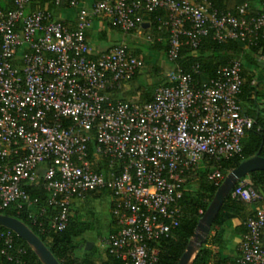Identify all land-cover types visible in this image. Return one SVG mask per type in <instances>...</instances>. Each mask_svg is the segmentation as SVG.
Returning a JSON list of instances; mask_svg holds the SVG:
<instances>
[{"label":"built area","instance_id":"built-area-1","mask_svg":"<svg viewBox=\"0 0 264 264\" xmlns=\"http://www.w3.org/2000/svg\"><path fill=\"white\" fill-rule=\"evenodd\" d=\"M30 2L0 7V210L35 205L26 188L39 183L53 212L43 222L40 207L29 213L30 223L60 231L72 199L104 190L116 227L100 247L122 264H155L153 243L178 224L186 176L203 161L239 154L254 122L237 97L240 60L200 83L195 65L184 70L175 64L148 101L112 100L107 89L121 88L142 61L122 40L93 53L86 31L103 18L124 35L141 34L149 26L144 15L161 10L155 29L167 32L172 61L181 46L193 48L207 34L217 42L255 45L264 37V0L253 14L244 7L237 14L220 11L212 0H54L73 11L72 24ZM206 178L216 186L223 175L213 165ZM230 190L252 210L238 254L222 264H264V185L241 177ZM12 233L0 229V257L4 264H25Z\"/></svg>","mask_w":264,"mask_h":264},{"label":"trees","instance_id":"trees-1","mask_svg":"<svg viewBox=\"0 0 264 264\" xmlns=\"http://www.w3.org/2000/svg\"><path fill=\"white\" fill-rule=\"evenodd\" d=\"M258 1L260 2V0ZM212 2L220 11H229L233 14H237L238 9L241 7H244L247 14H253L261 9V7L257 8L254 3H251V0H212ZM0 7L2 9L8 8L1 4ZM29 7L43 9L51 12L52 15H54L58 9L65 8L63 4L58 6L55 5L54 0H31ZM159 14H163V12L161 10H156L149 14H145L144 18L149 20V26H145L142 31L143 33H148L152 38L151 41H147L148 48L166 57L168 41L167 32L163 29H155L156 22L154 16ZM116 30L119 31L118 29ZM133 31L134 30H131V32ZM244 47L243 44L233 40L217 42L207 34L200 37L198 44L193 48L187 45L181 46L177 57L172 61H168L170 62V67L177 64L184 70H189L191 66L195 65L197 73L194 74V78L200 83L211 78L219 66L226 64L232 59H239L241 65L240 74L242 79H245L241 84L240 92L237 96L239 101L243 94L244 96H247L256 93V87L250 82L252 74L243 67L240 59L243 57ZM246 48L248 49L249 54H247V56L244 55V59L247 63L253 65L256 63L255 56L264 55V37L255 45H250ZM127 49L142 61V58L138 55V53H140L139 49H130L129 47H127ZM139 68L130 79L124 83V85L127 82H133L137 78L139 75ZM165 84L166 78L165 75H163L160 76L156 82L139 84L141 90H127L128 92L124 93V95L133 96L136 93L137 97L135 101H148L153 89L159 85ZM112 89L115 93L122 91L121 88L112 87ZM109 96L112 100H125L121 97H116V95L112 93H110ZM253 119L254 122L252 126L244 131L241 138V150L239 154L219 159L218 161L213 159L203 161L201 164L199 163L197 165L194 171L186 176L184 183L185 189L179 200L180 212L178 224L170 230L166 237L160 238L153 243L157 248V259L155 264H175L183 252L185 245L196 226L198 218L205 210L215 189L218 187V185H213L206 178L207 173L210 172L213 165L217 166L221 174L224 176L227 171L235 167L240 161L255 154L264 156V130L261 128L264 120L260 121L258 117H254ZM88 145L90 148L91 143L89 142ZM203 164L205 166H203ZM104 167V164H100L97 169L104 170ZM245 176L248 177L252 185L257 188H263L264 170L251 171ZM191 180L195 183V187L193 188L188 183ZM235 184L236 182L234 185ZM26 189L31 197H37L35 205H32L31 207L22 206L21 208L9 205L8 207L1 209L0 213L15 217L23 222L41 240L59 264H122L119 260L108 254H106L105 260H97L96 255H93L92 252L93 245L88 250H82L81 255L75 254L77 249L85 243V240H83L81 236L84 231L89 228V224L81 221L78 216H69L65 228L60 231L49 228H46L43 231L38 230L30 223L28 217L29 213H36L38 212V208L45 207L46 214L41 215L40 219L43 220V222H46V216L53 212V207L46 205L48 193L39 183L30 185ZM230 191L224 197L211 222L209 228L211 233L209 232L205 241L200 245L190 264H222L226 260L225 257L222 258L219 256L218 249L222 248L221 235L228 221L231 219H237L239 221L237 225L233 226L234 233L239 235L244 232L245 227L243 222L251 213L252 205L243 202L238 198L232 197ZM104 193L107 192L104 190L89 191L85 196L98 197ZM0 229H4V227L0 226ZM12 236L14 246L21 247L24 250V252L19 254L18 257L23 260L25 264H41L24 240L14 233H12ZM213 247H215L216 250H213ZM4 263H6V261L0 257V264Z\"/></svg>","mask_w":264,"mask_h":264},{"label":"rangeland","instance_id":"rangeland-1","mask_svg":"<svg viewBox=\"0 0 264 264\" xmlns=\"http://www.w3.org/2000/svg\"><path fill=\"white\" fill-rule=\"evenodd\" d=\"M70 12H71L70 9L62 8L60 14H54V15L57 18H62L64 13L67 14ZM145 35L146 33L137 34L134 31L124 35L120 31H117L116 29L113 28H111L110 33H108V38L106 40L107 43L122 40L128 44V47L130 49L136 48L140 50V53H138V55L142 58L143 63L138 70L139 75L133 82L131 83L127 82L125 86L121 87V90L123 91H121L120 97L125 100H136L137 97L136 93L133 96L124 95V93L128 92L127 90L130 91L141 90L139 84L156 82L159 79V77L165 75L167 70L170 68V62L166 59L165 56L158 54L157 52L148 48V43L145 38ZM240 59L242 64L247 68L253 67L252 64H249L245 61L244 57H241ZM255 67H256L255 75H259L260 78H258V81H261L262 80L261 75L264 74V69L262 70L257 66ZM245 178L248 179L247 176H245ZM191 181H189L188 183L193 188L195 187V183L193 182V180ZM108 201H109V197L105 194L101 195L100 197L85 196L83 199H81V201L77 203H74V201L71 202L72 205L69 206V216L72 217L78 216V218L81 221L87 222L89 224L88 230L84 231L81 237L83 240H85V242H89L91 246L93 245V249H92L93 255L99 253L100 239L105 237L107 233L108 223L110 220L109 219L110 217L107 212ZM209 232L211 233V231ZM237 238L239 239V235L237 233H234L233 226L230 223V221H228L221 235L222 248H220V250L234 245ZM212 249L216 250L215 247H213ZM82 250H84V244L77 249L75 254L81 255Z\"/></svg>","mask_w":264,"mask_h":264},{"label":"water","instance_id":"water-1","mask_svg":"<svg viewBox=\"0 0 264 264\" xmlns=\"http://www.w3.org/2000/svg\"><path fill=\"white\" fill-rule=\"evenodd\" d=\"M255 170H264V156L255 154L248 157L225 173L205 210L198 218L192 235L175 264H190L192 262L198 248L206 239L211 222L224 197L238 179ZM0 226L11 230L24 240L41 264H59L41 240L17 218L0 213ZM90 247L89 242L84 243V249L88 250Z\"/></svg>","mask_w":264,"mask_h":264},{"label":"crops","instance_id":"crops-1","mask_svg":"<svg viewBox=\"0 0 264 264\" xmlns=\"http://www.w3.org/2000/svg\"><path fill=\"white\" fill-rule=\"evenodd\" d=\"M251 3H254V5L257 8L261 7L260 2L258 0H251ZM0 4L2 6L9 7L10 6V0H0ZM60 13H61V9H58L55 12V14H60ZM72 18H73V11L72 10L70 13H67V14L64 13L62 16V19H64L66 22L71 23V24H72ZM110 30H111V28L108 26L105 19L94 18L92 20L90 27L86 31V39H87V42H88L89 46L91 47V50L93 53H98V52L104 50L109 45H111L112 43L115 42V41H113V42L107 43V41H106L108 38V33H110ZM247 54H249L248 49L246 47H244L243 48V57H244V55L247 56ZM250 55H253V54H250ZM263 57H264V55L255 56L256 63L253 64V67H251V68H247L246 66L243 65V67L246 68L247 71L251 72V74H252L250 82H251V84H253L256 87V93H254L252 95H247V96H244V94H243V96L240 97V99H239L241 112L247 116H250L251 118L258 117L260 121L264 120V74L261 75L262 80L258 81V78H260V77H259V75H255V73H256V71H255L256 67L255 66H257L258 68H260L262 70L264 69V61L262 60ZM244 80L245 79H243V81ZM124 89H125V87H124ZM107 90H108L109 94L112 93V94L116 95V97H120L121 92H116V93L113 92L112 87L108 88ZM104 194L109 197V201H108V205H107V212H108V215L110 217L109 218L110 220L108 223V229H107V233H108L111 230L115 229L116 224H115V222L112 218V215L110 213V196L108 195V193H104ZM101 195H103V194H101ZM101 195H99L98 197H100ZM73 201H74V203H77V202L81 201V199H72L71 202H73ZM70 205H72V203ZM230 223L232 224V226H235L239 223V221L237 219H231ZM240 236H241V234H239V239H240ZM239 239L238 238L236 239L234 245H232L228 248H224L222 250L219 249V256L222 258L225 257L226 260L235 257L238 254L237 245H238ZM105 258H106V253L99 246V253L96 254V259L103 261V260H105Z\"/></svg>","mask_w":264,"mask_h":264}]
</instances>
